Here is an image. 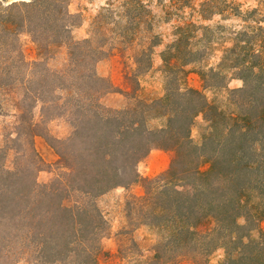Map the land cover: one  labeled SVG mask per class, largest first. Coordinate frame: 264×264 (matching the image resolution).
I'll use <instances>...</instances> for the list:
<instances>
[{
  "label": "trees",
  "instance_id": "trees-1",
  "mask_svg": "<svg viewBox=\"0 0 264 264\" xmlns=\"http://www.w3.org/2000/svg\"><path fill=\"white\" fill-rule=\"evenodd\" d=\"M69 4L0 0V109H13L16 118L8 140L12 147L0 149V264H100L107 221L97 200L138 182L145 185L135 203L143 224L165 233L145 264H177L179 259L206 264L223 244L227 253L221 264H264V233L251 237L264 220L262 11L250 12L261 16L254 20L257 25L233 32L219 66L203 76L204 90L218 89L225 87L224 68L238 72L243 86L230 91V110L211 103L202 90L176 87L177 76L168 80L164 98H135V104L118 110L102 104L114 87L96 70L108 56L109 36L72 40L75 15ZM226 4L204 0L201 16L208 18L212 8ZM123 8L125 43L146 33L142 40L147 42L133 57L138 77L152 68L151 52L160 39L153 35L149 41L152 26L144 0H127ZM23 32L45 59L53 47L67 45V66L53 69L44 58L28 63L19 38ZM171 49L174 53L164 58L170 75L179 70L178 61H197V52L182 49L180 40ZM201 113L209 128L197 146L191 131ZM156 117H165L166 125L150 129L148 121ZM56 118L68 121L69 136L48 133V122ZM36 137H44L60 158L62 172L48 184L37 179L43 161ZM154 148L173 153L170 168L143 179L138 165ZM203 162L209 164L205 171ZM240 217L245 225L238 223Z\"/></svg>",
  "mask_w": 264,
  "mask_h": 264
},
{
  "label": "rangeland",
  "instance_id": "rangeland-1",
  "mask_svg": "<svg viewBox=\"0 0 264 264\" xmlns=\"http://www.w3.org/2000/svg\"><path fill=\"white\" fill-rule=\"evenodd\" d=\"M29 0H4L5 3ZM127 0H70L69 11L75 15L74 25L71 28V37L74 41L94 37L106 33L108 44L105 47L108 56L98 62L96 70L99 76L108 80L114 90L104 95L102 104L111 109H124L136 103V99L153 101L164 98L167 93V84L170 77L177 76L175 83L183 89L195 88L204 91L208 100L223 109L230 110L228 106L229 93L233 89L243 86L238 78V72L231 68H224L226 77L225 87L204 90V73L216 68L224 57V50L232 45L233 32L249 26L257 25L254 20L261 16L249 15L255 9L264 14V4L261 0H225L226 5L212 8L215 12H208L201 16V3L204 0H144L148 9L145 13L146 21L152 26L148 33L150 42L152 36L160 39V45L152 50V68L143 75L136 76V66L133 57L142 49L143 31L137 34L131 45H127L122 36L121 29L127 26L123 17V4ZM240 12V14H239ZM262 14V15H263ZM245 20V21H244ZM146 27V26H145ZM107 30H110L108 32ZM25 60L32 64L45 56L34 43L32 37L23 32L19 36ZM180 40L181 48L197 52V61L188 65H180L179 71L170 75L165 67L164 58L174 53L172 46ZM51 58H44L49 66L56 70L64 69L68 64V46L61 44L52 48ZM116 105V106H115ZM8 107L0 109V149L12 143L8 142L14 132L16 121L15 112ZM165 117L151 118L148 127L156 130L166 125ZM48 133L55 138L69 136L72 128L66 119L56 118L47 124ZM209 124L203 113L199 114L192 127L191 137L195 145L200 146L204 135L208 132ZM15 137V136H14ZM35 147L42 165L37 174L38 182L48 184L62 172L60 158L44 137L35 138ZM10 160L13 153L10 154ZM173 153L160 148H154L139 163L138 171L143 179H152L166 172L171 165ZM202 170L209 168V164L202 163ZM145 193L144 182H138L128 188H116L97 200L106 221V230L101 242L102 253L100 264H145L154 255V249L165 235L164 231L143 224L138 213L136 199ZM259 200L253 199V203ZM238 223L245 225L244 217ZM210 227L211 224H210ZM264 233V220L259 224L251 237L254 239ZM226 248L220 245L209 255L206 264H221L226 258ZM21 264H30L22 262ZM177 264H193L189 259H179Z\"/></svg>",
  "mask_w": 264,
  "mask_h": 264
},
{
  "label": "crops",
  "instance_id": "crops-1",
  "mask_svg": "<svg viewBox=\"0 0 264 264\" xmlns=\"http://www.w3.org/2000/svg\"><path fill=\"white\" fill-rule=\"evenodd\" d=\"M116 106V105H115Z\"/></svg>",
  "mask_w": 264,
  "mask_h": 264
}]
</instances>
